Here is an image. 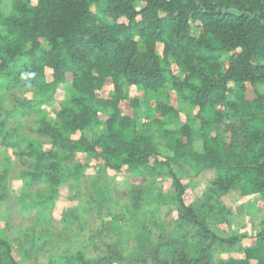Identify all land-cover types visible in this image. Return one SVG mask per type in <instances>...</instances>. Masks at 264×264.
Here are the masks:
<instances>
[{
	"label": "trees",
	"instance_id": "16d2710c",
	"mask_svg": "<svg viewBox=\"0 0 264 264\" xmlns=\"http://www.w3.org/2000/svg\"><path fill=\"white\" fill-rule=\"evenodd\" d=\"M0 161V264H264V0H0Z\"/></svg>",
	"mask_w": 264,
	"mask_h": 264
},
{
	"label": "rangeland",
	"instance_id": "374dc122",
	"mask_svg": "<svg viewBox=\"0 0 264 264\" xmlns=\"http://www.w3.org/2000/svg\"><path fill=\"white\" fill-rule=\"evenodd\" d=\"M139 116L141 117H146L145 112H138ZM138 132L142 133V129L141 126H138ZM90 168L88 169V173L89 174H94L96 171V168H94L95 166V162L90 161ZM17 185H21V184H15L13 186V192L14 189L17 187ZM196 192L199 193H203V191L207 188V182L206 181H201L200 183H197L194 185ZM68 193L65 189H62L60 196L58 197V204L60 206L66 207V206H72L74 203L73 202H69L68 199ZM257 200L255 199H244V200H239L237 196L231 197L226 199V202L230 205H232L233 209H234V214H235V218L233 219V223L235 225V229L241 233H249V228H248V223H247V219L250 218L252 219L254 225L256 226L258 231H261L262 229H264V211H260L259 209V205L256 202ZM7 213V215L9 216L8 211L1 207L0 208V215ZM11 215V214H10ZM247 229V230H245ZM242 254H237L235 255V257L240 258ZM243 256V255H242Z\"/></svg>",
	"mask_w": 264,
	"mask_h": 264
},
{
	"label": "clouds",
	"instance_id": "9594fccd",
	"mask_svg": "<svg viewBox=\"0 0 264 264\" xmlns=\"http://www.w3.org/2000/svg\"><path fill=\"white\" fill-rule=\"evenodd\" d=\"M40 67H44L43 65H41ZM23 71V70H22ZM47 71V69H46ZM0 164H3L2 161H0ZM6 166V165H5ZM125 167H127V165H125ZM195 175V174H193ZM121 180H123V178H119ZM14 194L15 195H22V185H17V187L14 189ZM57 213H53V216H57ZM173 219H178L177 216H173ZM7 220H8V215L7 213L0 215V238H4V239H8L10 240V236H4V231H5V227L7 224ZM226 227V226H223ZM247 230V229H245ZM19 247V245H15L14 248ZM25 247H27V245H25ZM195 247H199V243H197L195 245ZM55 252L54 248H45L41 253H39L37 256H34L33 258H31V264H48V261L52 258L53 254ZM135 250H133V252L131 253V255H135ZM229 253H224L221 254L220 256H218L216 258V260L214 261V264H219V262L221 260H227L229 258ZM241 259H243L244 257L241 255L240 257ZM4 264H7V261H4Z\"/></svg>",
	"mask_w": 264,
	"mask_h": 264
}]
</instances>
